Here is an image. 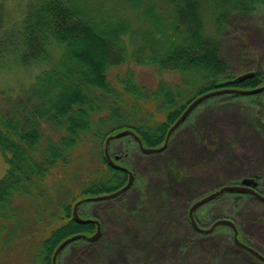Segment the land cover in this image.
Listing matches in <instances>:
<instances>
[{
    "label": "trees",
    "instance_id": "16d2710c",
    "mask_svg": "<svg viewBox=\"0 0 264 264\" xmlns=\"http://www.w3.org/2000/svg\"><path fill=\"white\" fill-rule=\"evenodd\" d=\"M257 7L264 10V0H28L16 27L0 3V69L7 50L17 66L41 68L20 97L0 101V264H51L65 239L94 233L72 207L125 185L126 173L103 154L109 135L130 129L143 147L158 148L195 98L263 85L264 75L228 74L217 42L230 12ZM130 60L177 79L157 77L148 89L129 71L113 87L109 72ZM97 147L98 167L72 173L77 153Z\"/></svg>",
    "mask_w": 264,
    "mask_h": 264
},
{
    "label": "rangeland",
    "instance_id": "374dc122",
    "mask_svg": "<svg viewBox=\"0 0 264 264\" xmlns=\"http://www.w3.org/2000/svg\"><path fill=\"white\" fill-rule=\"evenodd\" d=\"M27 2L0 0L9 23L19 21ZM14 26H19L18 22ZM205 31L213 34L209 24L205 25ZM217 42L228 74L234 77L248 71L264 74V10L261 7L248 15L230 12L229 25ZM128 47L133 48L130 44ZM49 51L54 58L58 56L57 49L52 47ZM12 55V50H7L5 65L0 69L2 103L9 97H20L41 69L17 66ZM129 71L148 89L155 86L157 77L168 82L177 79L174 73L156 75L152 67L136 66L130 60L109 72L112 86L119 89V79ZM232 95L207 99L195 107L177 127L163 152L143 154L131 137L111 141L108 152L120 156L121 164L134 173L132 185L115 198L85 202L78 207L82 218L100 223V236L94 242L67 245L59 252L56 264H264L237 249L229 227L202 234L193 229L187 217L195 201L245 178H258V191L264 196V134L261 139L251 130L255 128L252 126L255 117L264 123V92L258 98ZM256 102L263 109L259 113L253 106ZM225 103L227 107H220ZM241 106L252 109L243 111ZM44 131L53 136L49 129ZM248 141L263 151L258 147L252 151ZM228 154L236 155L241 161H234ZM77 156L72 173L85 177L98 167V147L91 154L80 150ZM3 172L0 160V176ZM193 217L202 229H208L218 219L232 222L240 233L239 241L264 256V201L246 194L225 193L194 210Z\"/></svg>",
    "mask_w": 264,
    "mask_h": 264
},
{
    "label": "water",
    "instance_id": "95a60500",
    "mask_svg": "<svg viewBox=\"0 0 264 264\" xmlns=\"http://www.w3.org/2000/svg\"><path fill=\"white\" fill-rule=\"evenodd\" d=\"M253 76V72H246L242 75H239L236 77L237 81H242L245 79H249ZM264 91V85L255 89H249V90H235V89H219V90H214V91H210L208 93H205L197 98H195L187 107L186 109L183 111V113L180 115V117L174 122V124L168 129L164 142L162 144L161 147L159 148H145L142 146L140 139L138 138V136L135 135V133L129 129L126 130H122L119 131L113 135H109L105 141H104V148H103V154L105 156V159L108 163L109 166H111L114 169L117 170H121L124 171L128 174V178H127V182L126 184L120 188L119 190L110 193V194H106V195H101V196H97V197H88V198H84L81 199L77 202L74 203L73 207H72V217L73 219L79 223V224H94L96 226V231L94 232L93 235L87 237L85 235H75L72 236L70 238L65 239L62 243H60L58 245V247H56V249L53 252L52 258H51V264H56V259L57 256L59 254V252L65 248L68 244L79 240V239H83L87 242H94L98 239V237L100 236L101 233V229H100V223L95 220V219H82L80 218L79 214H78V206L82 203L85 202H90V201H101V200H108V199H112L115 198L116 196L126 192L129 187L131 186L132 183V179H133V174L128 171L126 168L121 167L117 164H115L112 159L109 157L108 155V144L111 140H115V139H119V138H123L125 136H132L134 138V140L137 142L141 152L143 154H153V153H159L162 152L168 144L169 138L171 136V134L175 131V129L186 119V117L189 115V113L195 108L197 107L200 103H202L204 100L215 96V95H219V94H227V93H232V94H240V95H254V94H258ZM117 157H114V160H116ZM253 186H256V182L251 179V178H245L243 180H241L239 185H225L220 187L219 189L209 193L208 195L202 197L201 199L195 201L189 208L188 210V219L192 225V227L199 233L202 234H208L210 232L213 231V229L217 226H228L230 227L233 231H234V242L235 244L241 246L243 249H245L246 251H248L250 254L254 255L255 257H257L259 260H261L262 262H264V257L261 256L260 254H258L256 251H254L253 249L245 246L244 244L240 243L237 239V230L234 226V224L228 220H224V219H218L216 221L213 222V224L211 225L210 228L208 229H202L200 227H198V225L196 224L194 217H193V212L194 210H196L197 208L203 206L204 204L208 203L209 201L215 199L216 197L220 196L221 194L224 193H238V194H253L256 197H258L260 200L264 201V196L258 194L255 192V190L253 189Z\"/></svg>",
    "mask_w": 264,
    "mask_h": 264
},
{
    "label": "flooded vegetation",
    "instance_id": "af4514ba",
    "mask_svg": "<svg viewBox=\"0 0 264 264\" xmlns=\"http://www.w3.org/2000/svg\"><path fill=\"white\" fill-rule=\"evenodd\" d=\"M248 72H252V71H248ZM255 74H260V73H258V72H253V76L255 75ZM260 75H264V74H260ZM252 76V77H253ZM258 88V87H257ZM264 92V91H263ZM263 92H261V93H258V94H254V95H240V94H233L232 96H234V98H240V97H252V98H258V97H260L261 95H262V93ZM224 96V95H223ZM223 96H218V97H213V98H210V99H213V100H215V99H218V98H221V97H223ZM217 103H221V101H217ZM227 104L228 103H225L223 106H220V107H227ZM229 104H234V102L233 103H229ZM259 103L258 102H256L253 106L255 107V108H257V113H259V111L261 110H263V109H261L260 108V106L258 107L257 105H258ZM260 105V104H259ZM230 107H231V105H230ZM213 108H215V107H213ZM241 109L243 110V111H247V112H249L248 110L249 109H252V107L251 106H249V108L247 107V106H245V108H242V106H241ZM264 114V113H263ZM258 116L257 117H255V123H253L252 122V126H254L255 128H252L251 130L252 131H254L255 132V135H256V137H260L261 139H262V137H261V135L262 134H264V123L262 122V119L259 121L258 120ZM216 121H213V123H215ZM171 139H172V137H171ZM170 139V140H171ZM170 143V142H169ZM248 143V145H249V149H251L252 151H253V149H254V147L256 148V147H258L259 148V150H262L263 151V149H262V147H260V146H258L256 143H252V142H250V141H248L247 142ZM169 145V144H168ZM248 145H246V146H248ZM261 145V144H260ZM137 148L139 149V147H138V145H137ZM167 148H168V146H167ZM166 148V149H167ZM256 151H258V150H256ZM232 152V151H231ZM264 152V151H263ZM230 157H231V155H232V158L234 159V161H241V159H239V158H237V156L235 155H233V154H228ZM112 158H114L115 157V155H110ZM243 158V157H242ZM116 162H118L119 164H121V162H120V156H118L117 157V159H116ZM121 165H123V164H121ZM219 168H220V166H219ZM223 168H224V166H223ZM133 174V179H134V173H132ZM126 177H127V173H126ZM133 179H132V182H133ZM257 179L258 178H254L253 180L256 182V186H253V189L255 190V192L256 193H258V194H260V191H258V187H259V185H258V182H257ZM126 180H127V178H126ZM241 182V181H240ZM240 182L239 183H236V184H234V185H239L240 184ZM246 195H249L251 198H253V199H257V200H259V201H262V200H260L258 197H256L255 195H253V194H246ZM261 195V194H260ZM217 199V198H216ZM187 217H188V215H187ZM189 220V219H188ZM214 222V221H213ZM197 224V223H196ZM213 224V223H212ZM211 224V225H212ZM211 225H210V227H211ZM235 226V228H236V230H237V239H238V233H239V231H238V229H237V227H236V225H234ZM210 227H208V228H210ZM217 227H225V226H217ZM226 227H228V226H226ZM94 228H95V225H94ZM216 228V227H215ZM214 228V229H215ZM230 228V227H229ZM214 229H213V231H214ZM231 229V228H230ZM213 231L212 232H210V233H213ZM231 231H232V235H234V231L231 229ZM210 233H208V234H210ZM240 234V233H239ZM232 238H233V243L235 244V242H234V236H232ZM238 241H239V239H238ZM240 242V241H239ZM241 243V242H240ZM242 244H244V243H242ZM236 245V247H237V249H239V250H241L242 252H244V253H246V254H248L249 256H251V257H253V258H256L257 260H259L257 257H255L254 255H252V254H250L248 251H246L245 249H243L241 246H239V245H237V244H235ZM245 246H247L248 247V245H246V244H244ZM254 251H256V249H253ZM258 254H260L259 252H257ZM264 257V256H263ZM260 262H262L261 260H259ZM262 263H264V262H262Z\"/></svg>",
    "mask_w": 264,
    "mask_h": 264
}]
</instances>
